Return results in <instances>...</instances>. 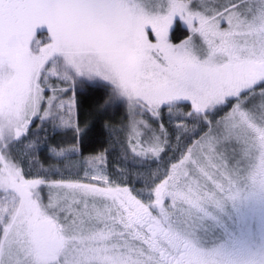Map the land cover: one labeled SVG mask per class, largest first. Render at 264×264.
Instances as JSON below:
<instances>
[{"label": "snow or ice", "instance_id": "1", "mask_svg": "<svg viewBox=\"0 0 264 264\" xmlns=\"http://www.w3.org/2000/svg\"><path fill=\"white\" fill-rule=\"evenodd\" d=\"M178 31L189 35L174 43ZM77 82L125 107L134 162L161 157L165 112L178 142L201 133L170 171L151 174L166 177L154 201L124 170L114 178L103 153L29 140L37 119L53 136L84 135L61 98ZM45 147L60 163L22 166ZM250 159L264 186V0H0V264H221L180 217L227 195Z\"/></svg>", "mask_w": 264, "mask_h": 264}, {"label": "trees", "instance_id": "2", "mask_svg": "<svg viewBox=\"0 0 264 264\" xmlns=\"http://www.w3.org/2000/svg\"><path fill=\"white\" fill-rule=\"evenodd\" d=\"M189 33L186 31H178L175 39L183 38ZM179 37V38H178ZM234 101V100H233ZM232 101V102H233ZM112 105V99L108 97L102 90L85 89L84 86L79 88L76 92L74 122L78 119L79 127L84 131V135L78 137L75 141L72 136H66L65 132H57L55 136L52 134L51 122H45L41 126V122L35 121L31 126L29 140L38 141L39 145H67L76 143L83 156H94L98 154L106 155V162L109 172L114 178H117V170H124L127 175V184L136 190L144 189L140 198L145 202L153 199L155 193L153 190L155 186L160 184L164 177H152L154 183L149 181V177L157 169L161 173L165 170L170 171L171 165L180 160L181 151L185 154L187 147L199 139L201 134L199 131L193 135L191 133L185 134L181 137L179 142L176 139V133L173 131L167 113L163 114L162 123L168 129L169 140L165 146L164 152L161 153L160 158L147 157L143 159V164L137 159L134 162L133 154L128 151L125 152V145L127 143V133L123 130L124 125L127 124L126 109L124 106L115 107ZM231 104L224 108L222 112L216 114L215 119H219L225 112L230 111ZM187 111V109H185ZM193 121H188L191 127ZM158 128V124H154ZM207 130L206 128L204 129ZM46 138H48L46 140ZM67 140H73L67 141ZM25 140L23 144H27ZM23 144L14 146V151H22ZM72 159H80L79 156ZM38 161V163H33ZM60 163L55 159H51L48 155L47 148L43 150H33L32 154L24 161L23 167L28 169L31 167L33 173L38 171L41 164L45 168L50 165ZM148 181V183H146ZM151 189V191H149ZM168 199L166 198V202Z\"/></svg>", "mask_w": 264, "mask_h": 264}, {"label": "rangeland", "instance_id": "3", "mask_svg": "<svg viewBox=\"0 0 264 264\" xmlns=\"http://www.w3.org/2000/svg\"><path fill=\"white\" fill-rule=\"evenodd\" d=\"M36 40L41 45L46 43L47 33L38 32ZM82 86L77 82L61 98L66 102L74 101L75 106L76 92ZM74 106L72 116L75 113ZM36 121L41 122L39 119ZM65 133L66 136L75 135L71 131ZM258 163V159L246 161L240 169L239 178L224 197L181 214V230L193 246L202 252L215 254L221 264H235L249 257H264V186L252 178ZM151 200L154 201L155 196ZM166 203H170V200Z\"/></svg>", "mask_w": 264, "mask_h": 264}, {"label": "flooded vegetation", "instance_id": "4", "mask_svg": "<svg viewBox=\"0 0 264 264\" xmlns=\"http://www.w3.org/2000/svg\"><path fill=\"white\" fill-rule=\"evenodd\" d=\"M188 35H189V34H188ZM188 35H187V36H188ZM187 36H185V37H183V38H179V37H178L179 39H175V37H176V36H175V37L173 38V42H174V43H179L181 40L186 39ZM232 103H235V101H233ZM231 106H232V105H231ZM230 110H231V109H230ZM223 232H224V231H223ZM189 240H190V239H189ZM190 241H191V240H190Z\"/></svg>", "mask_w": 264, "mask_h": 264}]
</instances>
